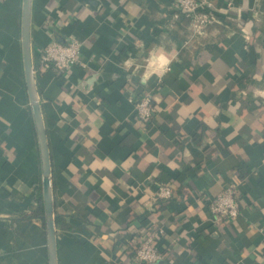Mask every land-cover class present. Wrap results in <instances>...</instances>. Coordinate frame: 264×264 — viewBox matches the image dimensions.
<instances>
[{
	"label": "crops",
	"instance_id": "obj_1",
	"mask_svg": "<svg viewBox=\"0 0 264 264\" xmlns=\"http://www.w3.org/2000/svg\"><path fill=\"white\" fill-rule=\"evenodd\" d=\"M210 1L198 33L172 0H32L37 69L52 39L81 43L67 74L35 72L58 264H132L144 229L160 233L153 264H264V0ZM21 3L0 0V264H49ZM159 48L169 69L145 80ZM146 92L158 108L145 121ZM231 183L239 215L217 219L209 201Z\"/></svg>",
	"mask_w": 264,
	"mask_h": 264
},
{
	"label": "built area",
	"instance_id": "obj_2",
	"mask_svg": "<svg viewBox=\"0 0 264 264\" xmlns=\"http://www.w3.org/2000/svg\"><path fill=\"white\" fill-rule=\"evenodd\" d=\"M175 18L184 15L190 18L191 27L201 33L217 16L216 8L210 0H172ZM232 7L231 5L229 8ZM81 43L76 40L60 42L52 39L38 54V70H53L55 73L67 74L71 67L80 62ZM136 116L149 120L154 114L153 99L150 92L138 96L135 100ZM173 191L170 186L161 184L156 191V198L170 199ZM209 208L217 219L232 220L239 215V203L235 185L226 184L222 190L209 201ZM160 233L157 231L136 236L132 264H153L161 259L156 242Z\"/></svg>",
	"mask_w": 264,
	"mask_h": 264
},
{
	"label": "water",
	"instance_id": "obj_3",
	"mask_svg": "<svg viewBox=\"0 0 264 264\" xmlns=\"http://www.w3.org/2000/svg\"><path fill=\"white\" fill-rule=\"evenodd\" d=\"M32 0H22L20 15V45L24 83L37 138L41 164V192L45 211V230L48 263L58 264L56 229L53 214L51 163L46 129L43 122L40 98L36 86V75L31 53Z\"/></svg>",
	"mask_w": 264,
	"mask_h": 264
},
{
	"label": "clouds",
	"instance_id": "obj_4",
	"mask_svg": "<svg viewBox=\"0 0 264 264\" xmlns=\"http://www.w3.org/2000/svg\"><path fill=\"white\" fill-rule=\"evenodd\" d=\"M172 62V56L163 48L157 49L151 57V67L143 74V79L148 80L152 75L165 74Z\"/></svg>",
	"mask_w": 264,
	"mask_h": 264
},
{
	"label": "trees",
	"instance_id": "obj_5",
	"mask_svg": "<svg viewBox=\"0 0 264 264\" xmlns=\"http://www.w3.org/2000/svg\"><path fill=\"white\" fill-rule=\"evenodd\" d=\"M36 67L37 66L35 65L34 66V69H36L35 72H39V70ZM153 107H154L155 110H156V108H158L157 104H155L154 102H153ZM37 200H38V210L36 211L35 215H37L38 217L41 218L42 224L45 227V211H44L43 197H42V192L41 191H39L38 194H37ZM63 217L64 216H62V215L55 214L54 224H55L56 227L59 228V227L65 226V221H64ZM151 232H154V231H151L150 229H144L140 234H137L136 236L147 234V233H151ZM158 240H159V237L157 238V242H158ZM157 242H156V246L158 248V243ZM134 248H135V245L133 246V248H131L132 249V253L130 254V257H133V255H134Z\"/></svg>",
	"mask_w": 264,
	"mask_h": 264
}]
</instances>
